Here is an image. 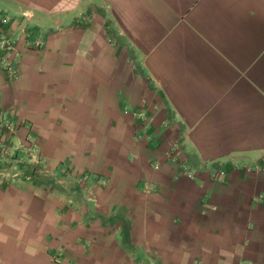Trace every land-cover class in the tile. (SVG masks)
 I'll list each match as a JSON object with an SVG mask.
<instances>
[{
  "label": "crops",
  "instance_id": "1",
  "mask_svg": "<svg viewBox=\"0 0 264 264\" xmlns=\"http://www.w3.org/2000/svg\"><path fill=\"white\" fill-rule=\"evenodd\" d=\"M0 18L44 41L20 43L16 79L0 67V110L49 180L0 181V264H264V0H0Z\"/></svg>",
  "mask_w": 264,
  "mask_h": 264
},
{
  "label": "built area",
  "instance_id": "2",
  "mask_svg": "<svg viewBox=\"0 0 264 264\" xmlns=\"http://www.w3.org/2000/svg\"><path fill=\"white\" fill-rule=\"evenodd\" d=\"M25 21L29 22L32 17L24 15ZM23 40L31 41V48L41 49L43 40L35 39L34 35L26 29V26L21 29V33L17 35L9 28L8 19L0 18V67L5 71L7 77L16 79L19 76L18 68V47ZM21 127H24L31 132V126L22 124L14 119L7 111L0 110V181L1 183L13 176V178H21L31 172L26 178L33 179L41 169L43 156L38 148L37 139L31 134L27 137V142L18 138V132ZM14 170L10 175L6 173ZM43 172V171H42ZM5 173V174H4ZM47 175V172H43ZM70 175L72 177H70ZM48 176V175H47ZM72 179V182L77 186L83 185L88 181V176H73L71 172L65 170L61 173L57 172L52 175L54 181Z\"/></svg>",
  "mask_w": 264,
  "mask_h": 264
},
{
  "label": "rangeland",
  "instance_id": "3",
  "mask_svg": "<svg viewBox=\"0 0 264 264\" xmlns=\"http://www.w3.org/2000/svg\"><path fill=\"white\" fill-rule=\"evenodd\" d=\"M40 173L42 174V172H39V173L37 174L38 177H36V178H38V180H45V181H47V183H49V180L46 179V178L48 177V176H47L48 174L45 176V174L43 173L44 176H42ZM30 174H31V172L29 173V175H30Z\"/></svg>",
  "mask_w": 264,
  "mask_h": 264
}]
</instances>
